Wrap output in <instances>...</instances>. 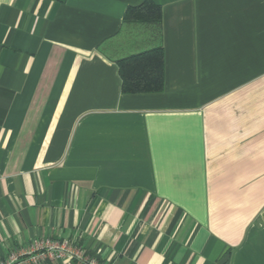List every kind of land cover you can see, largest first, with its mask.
<instances>
[{"label":"crops","instance_id":"crops-1","mask_svg":"<svg viewBox=\"0 0 264 264\" xmlns=\"http://www.w3.org/2000/svg\"><path fill=\"white\" fill-rule=\"evenodd\" d=\"M144 1L0 0V260L264 264V0L125 17ZM155 47L162 89L123 92L117 60Z\"/></svg>","mask_w":264,"mask_h":264},{"label":"trees","instance_id":"trees-1","mask_svg":"<svg viewBox=\"0 0 264 264\" xmlns=\"http://www.w3.org/2000/svg\"><path fill=\"white\" fill-rule=\"evenodd\" d=\"M151 8L154 9L151 10ZM132 11L141 12L140 14H144L143 18H158L160 15L158 7L153 5L149 0L144 1V3L132 10H127L125 17L137 18L136 16H131ZM116 63L123 92H154L162 89L163 62L162 49L160 47L121 58Z\"/></svg>","mask_w":264,"mask_h":264},{"label":"built area","instance_id":"built-area-1","mask_svg":"<svg viewBox=\"0 0 264 264\" xmlns=\"http://www.w3.org/2000/svg\"><path fill=\"white\" fill-rule=\"evenodd\" d=\"M55 259H69L74 264H103L96 256L84 250L81 244L51 238L39 245H31L27 250H13L0 260V264H39L40 261Z\"/></svg>","mask_w":264,"mask_h":264}]
</instances>
